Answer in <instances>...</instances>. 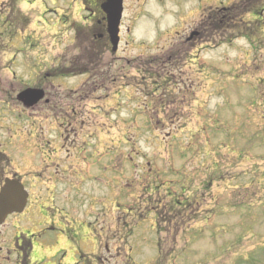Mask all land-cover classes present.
Returning <instances> with one entry per match:
<instances>
[{
	"label": "rangeland",
	"instance_id": "1",
	"mask_svg": "<svg viewBox=\"0 0 264 264\" xmlns=\"http://www.w3.org/2000/svg\"><path fill=\"white\" fill-rule=\"evenodd\" d=\"M232 1L124 0L115 55L95 43L91 31L99 30L77 0H19L16 19L6 0L0 6V151L13 171L58 155L51 153L58 136L56 122L46 118L51 107L24 111L18 91L39 87L52 97L59 89L77 98L58 86L77 90L85 77L50 78L62 68L88 69L117 83L104 93L108 117L96 134L104 158L88 148L87 162L76 159L78 172L92 171L82 189L93 193L96 239L97 214L107 216L103 264H264V11L260 22L242 15L235 26L214 25L207 4ZM203 8L210 14L209 22L201 21L203 39L216 41L181 52L182 69L172 63L163 69L166 56L190 47L183 34ZM245 24L257 27V35L250 38ZM150 72L158 92L144 105L139 100L153 93L141 82L152 79ZM164 81L168 86L158 85ZM119 88L125 89L115 96ZM104 104L82 105L85 120ZM101 180L105 186L98 187Z\"/></svg>",
	"mask_w": 264,
	"mask_h": 264
},
{
	"label": "flooded vegetation",
	"instance_id": "2",
	"mask_svg": "<svg viewBox=\"0 0 264 264\" xmlns=\"http://www.w3.org/2000/svg\"><path fill=\"white\" fill-rule=\"evenodd\" d=\"M77 1L89 12L87 21L94 26L93 28L102 31L93 37L99 43L107 44L106 20L102 13L105 0ZM18 2L19 0H8V5L11 9H17ZM261 5L260 0H251L247 2L245 8L254 11ZM200 20L205 19L202 16ZM227 21V23L231 22V18ZM199 26L200 23L197 22L194 26H190L184 34L182 43L190 47H185L186 49L179 53L172 52L165 61L163 60V64L167 63L169 66L172 63V69H182L181 52L190 53L202 49L205 40L203 39L204 29L202 31ZM185 62L187 63L186 60ZM162 68L164 69L165 65ZM147 75L149 78H154L151 72ZM141 83L148 84L149 93L151 91L153 93L150 101L155 102L153 97H155V92H158L156 82V85H153L151 79L147 82L144 78ZM116 84L109 81V75L99 77L95 74L89 75V80L83 84L86 85L83 89L65 88L68 94L73 93V96L77 98L63 97L59 89L52 97H46L43 90L44 100L39 104L51 107L48 113L53 116L46 118H52L58 126L56 131L58 136L55 141L57 146L51 152L52 154L58 152L57 156H53L54 161L31 163V167L26 168L20 174L13 171L8 157L0 151V190L7 180H15L22 184L27 194L24 210L19 214L8 215L0 225V264H93L99 260L101 264L104 263L102 249L108 252L107 216L103 211L97 214L101 224L99 231L101 235L96 239L94 232L97 224L94 225L91 220L93 207L90 205L93 202V193L91 189H88L89 192L82 189L83 185L90 180L87 174L91 171L80 169L78 172L76 159L80 161V164L88 161L81 156L84 147L91 151L98 149L96 136L91 134V129H89V127H95V123L93 120H85L89 112L81 113V106L100 102L105 98L104 93L109 89L108 85ZM58 87L62 88L60 84ZM18 93L19 91L15 95L16 98ZM94 93L99 95L94 97L92 96ZM184 102L186 101L181 103L184 104ZM54 111H57V114H54ZM174 116L182 115L176 111ZM102 184L101 180L99 185ZM100 202L103 203V200ZM88 239L92 242L88 243ZM84 245L87 246L86 249H82ZM92 249L95 252L90 251ZM98 253L101 257H98Z\"/></svg>",
	"mask_w": 264,
	"mask_h": 264
},
{
	"label": "water",
	"instance_id": "3",
	"mask_svg": "<svg viewBox=\"0 0 264 264\" xmlns=\"http://www.w3.org/2000/svg\"><path fill=\"white\" fill-rule=\"evenodd\" d=\"M122 0H107L103 12L107 15V32L112 51L115 52L118 45V27L122 15ZM41 92L26 91L21 97L25 106L35 105L41 98ZM28 101V102H26ZM26 200V194L22 186L16 181L5 182L0 191V224L7 214L21 212Z\"/></svg>",
	"mask_w": 264,
	"mask_h": 264
}]
</instances>
